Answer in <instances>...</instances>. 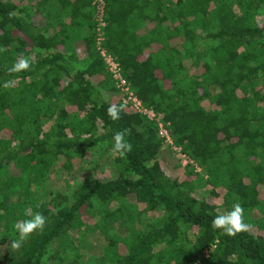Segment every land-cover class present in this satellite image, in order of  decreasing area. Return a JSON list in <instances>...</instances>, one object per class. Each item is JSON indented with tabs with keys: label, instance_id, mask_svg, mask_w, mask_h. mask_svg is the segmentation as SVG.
<instances>
[{
	"label": "trees",
	"instance_id": "trees-1",
	"mask_svg": "<svg viewBox=\"0 0 264 264\" xmlns=\"http://www.w3.org/2000/svg\"><path fill=\"white\" fill-rule=\"evenodd\" d=\"M103 2V46L200 173L167 175L156 124L121 104L92 0H0V264H264V0ZM233 194L252 229L230 237L210 222Z\"/></svg>",
	"mask_w": 264,
	"mask_h": 264
},
{
	"label": "clouds",
	"instance_id": "clouds-1",
	"mask_svg": "<svg viewBox=\"0 0 264 264\" xmlns=\"http://www.w3.org/2000/svg\"><path fill=\"white\" fill-rule=\"evenodd\" d=\"M7 48L0 47V52H6ZM31 68V60L29 57L24 56L22 53L18 54V58L13 65L8 69L9 74L20 73L28 71ZM12 81L5 82V87H11ZM122 107L116 104H110L107 108V115L113 121L120 119ZM131 129H123L116 131L113 135L112 151L120 157H124L127 153L132 151V145L125 139L130 135ZM233 201L231 210L225 211L217 216L210 222V227L216 230H222L224 234L230 237H235L237 234L246 233L251 231L252 225L245 220V209L239 201V197L233 194ZM47 222V218L40 212L35 213L31 219H26L17 222L15 225L18 239L13 240L11 247L19 249L24 242L36 231H43Z\"/></svg>",
	"mask_w": 264,
	"mask_h": 264
},
{
	"label": "built area",
	"instance_id": "built-area-1",
	"mask_svg": "<svg viewBox=\"0 0 264 264\" xmlns=\"http://www.w3.org/2000/svg\"><path fill=\"white\" fill-rule=\"evenodd\" d=\"M92 5L94 7L93 20L95 23L94 33L96 51L98 52L101 60L104 62L106 71L108 72L111 77V80L114 83L118 96L120 97L121 104L123 105V107L135 113L141 114L148 118L150 121H153L157 126L160 138L164 142V147H167L173 154L177 155L181 159L182 167L185 168L189 166L196 173H200V169L196 166V164L193 163V161L187 156L181 154L180 148L176 147L173 144L167 126L163 122L162 115L155 113L152 109L145 108L142 105L141 101L130 90L129 83L127 79L123 76L119 63L103 46L105 40L104 2L103 0H92ZM210 249H206L203 252L204 258L208 257V252L210 251Z\"/></svg>",
	"mask_w": 264,
	"mask_h": 264
},
{
	"label": "rangeland",
	"instance_id": "rangeland-1",
	"mask_svg": "<svg viewBox=\"0 0 264 264\" xmlns=\"http://www.w3.org/2000/svg\"><path fill=\"white\" fill-rule=\"evenodd\" d=\"M165 148H167V147H165ZM160 161H161L160 163H161L163 170L166 172L167 175L172 176V177L176 175L175 170H176L177 166H181V168H184L181 165V159L177 155L173 154L170 150H169V152H166V151L162 152ZM100 163L101 162L97 163V156H96V158H95V164L96 165L89 167L87 170L86 169L85 170L87 172L88 171L92 172L94 170L98 171V169L101 168ZM207 199L211 203H215V204H218L220 202L218 199L211 197L210 195L207 196Z\"/></svg>",
	"mask_w": 264,
	"mask_h": 264
}]
</instances>
